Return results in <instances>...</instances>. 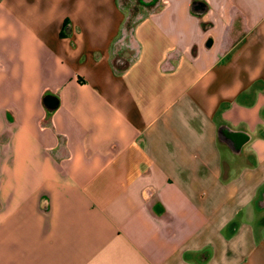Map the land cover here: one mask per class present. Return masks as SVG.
Listing matches in <instances>:
<instances>
[{"label":"crops","instance_id":"1","mask_svg":"<svg viewBox=\"0 0 264 264\" xmlns=\"http://www.w3.org/2000/svg\"><path fill=\"white\" fill-rule=\"evenodd\" d=\"M0 264H264V0H0Z\"/></svg>","mask_w":264,"mask_h":264},{"label":"water","instance_id":"2","mask_svg":"<svg viewBox=\"0 0 264 264\" xmlns=\"http://www.w3.org/2000/svg\"><path fill=\"white\" fill-rule=\"evenodd\" d=\"M42 103L48 111H53L58 107L59 99L55 95L47 94L43 97Z\"/></svg>","mask_w":264,"mask_h":264},{"label":"flooded vegetation","instance_id":"3","mask_svg":"<svg viewBox=\"0 0 264 264\" xmlns=\"http://www.w3.org/2000/svg\"><path fill=\"white\" fill-rule=\"evenodd\" d=\"M150 0H137L138 4L144 3V2H149Z\"/></svg>","mask_w":264,"mask_h":264}]
</instances>
